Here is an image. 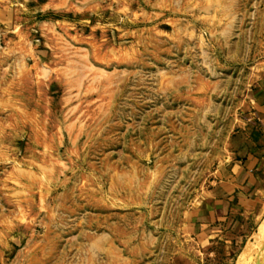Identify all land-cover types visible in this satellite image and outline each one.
<instances>
[{
    "label": "rangeland",
    "instance_id": "rangeland-1",
    "mask_svg": "<svg viewBox=\"0 0 264 264\" xmlns=\"http://www.w3.org/2000/svg\"><path fill=\"white\" fill-rule=\"evenodd\" d=\"M263 82L264 0H0V264H264Z\"/></svg>",
    "mask_w": 264,
    "mask_h": 264
},
{
    "label": "crops",
    "instance_id": "crops-1",
    "mask_svg": "<svg viewBox=\"0 0 264 264\" xmlns=\"http://www.w3.org/2000/svg\"><path fill=\"white\" fill-rule=\"evenodd\" d=\"M252 119L248 120L241 137L242 153H238L230 167L228 180L221 185L219 197L212 201L210 212L224 213V206L232 204L246 206L258 204L263 190L261 178L264 175V82L254 93Z\"/></svg>",
    "mask_w": 264,
    "mask_h": 264
}]
</instances>
